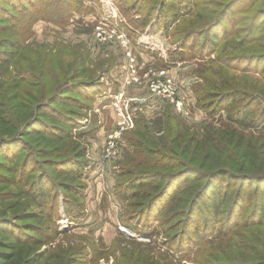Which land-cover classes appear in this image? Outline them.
I'll list each match as a JSON object with an SVG mask.
<instances>
[{
  "label": "trees",
  "instance_id": "obj_1",
  "mask_svg": "<svg viewBox=\"0 0 264 264\" xmlns=\"http://www.w3.org/2000/svg\"><path fill=\"white\" fill-rule=\"evenodd\" d=\"M126 1L117 0L118 7ZM241 1L207 0L201 9L195 0L125 5L136 9L142 24L165 32L173 26L180 34L182 50L165 67L185 61V50L188 58L206 59L198 65L208 71L192 91L208 121L192 127L166 112L156 131L145 119L135 120L113 192L123 202L122 223L146 230L147 238L161 233L164 250L154 239L152 245L130 239L113 264H184L172 252L190 250L201 254L198 264H264V245L257 249L247 240L251 230H264V27L258 23L264 8L248 7V24L245 14L236 22L229 12ZM82 4L0 0V264H83L107 257L102 236L98 243L79 237L90 242L78 249L55 240L61 232L50 220L60 195L67 216L84 213L77 180L86 149L77 137L85 133L74 130L96 84L71 83V62L50 84L45 63L27 56L40 47L27 42L37 21L64 25ZM4 202L10 203L2 208ZM95 224L88 223L89 234ZM249 251L253 259L235 260Z\"/></svg>",
  "mask_w": 264,
  "mask_h": 264
},
{
  "label": "rangeland",
  "instance_id": "obj_2",
  "mask_svg": "<svg viewBox=\"0 0 264 264\" xmlns=\"http://www.w3.org/2000/svg\"><path fill=\"white\" fill-rule=\"evenodd\" d=\"M135 1L127 0L121 8L127 9L124 11L118 7L117 0H83L82 6H79L80 13L71 16L64 25L37 21L33 25L31 37L27 40L31 45H40L38 50L28 51L27 56L38 58L45 63L50 84L59 70L62 69L63 73L70 67V62L71 83L94 81L96 84L93 86L95 94L86 100L88 108L83 111L82 117L76 120L77 126L74 130L85 133L77 137V141L86 149V166L77 180L83 187L79 201H83L84 213L77 217L67 216L60 195L57 213H53L50 219L57 231L61 232L55 240L63 239V244L73 242V245L77 244L78 249L90 242L79 237H93L98 243L96 238L102 236L104 245L100 249L107 257L94 261L83 260V264H113L114 259L120 256L119 247L125 246L130 239L145 245H152L149 241L154 239L157 248L164 250V238L161 233L156 237L147 238L143 235L146 230L135 231L122 223L123 202L119 201L113 192L118 163L129 149L126 138L133 133L135 120L145 119L156 131L162 129L166 112L192 127L198 128L208 121L192 91V87L201 82L200 74L208 71V68L198 65L201 63L199 61L204 63L206 59L188 58L189 52L185 50V61L165 67L171 55L182 50L180 34L175 32L173 26L165 32L162 28L152 26V22L142 24L136 9L125 6ZM195 1L196 9L206 8L207 0ZM248 7L250 10L263 9L264 0H243L233 6L229 17L232 16L231 18L238 22L245 14L243 22L248 24L246 17L253 15L252 12L244 11ZM258 23L264 27L263 15ZM227 26L230 24L227 23ZM82 70L84 72L79 73ZM64 80L62 78L60 81ZM171 96L182 99L187 114L175 106ZM117 108L128 110L133 125L124 130L117 140L116 156L107 160L102 153L107 135L116 130ZM29 139L31 142L35 140L34 137ZM9 203L4 202L1 207L4 208ZM18 209L20 207L10 210L7 215L12 216ZM93 221L96 222L95 230L89 234L87 225ZM120 226H124L133 236L120 231ZM63 232L67 235H63ZM263 235L264 230H251L247 236L249 245L261 248L264 245ZM116 242L117 247L112 251L111 248L116 246L113 245ZM44 248L46 245L41 246L37 252ZM172 253L184 264H198L201 259V254L194 250ZM253 253L255 252L249 251L247 258L235 255V260H251ZM78 255L84 257V253ZM90 256L91 251L85 258L90 259Z\"/></svg>",
  "mask_w": 264,
  "mask_h": 264
},
{
  "label": "built area",
  "instance_id": "obj_3",
  "mask_svg": "<svg viewBox=\"0 0 264 264\" xmlns=\"http://www.w3.org/2000/svg\"><path fill=\"white\" fill-rule=\"evenodd\" d=\"M171 101L175 104V106L181 110L184 114H187L186 109L183 105L182 99H175L174 97L171 96ZM116 130L113 132H110L105 140L104 148H103V153L102 156L105 159H110L116 156L117 154V140L119 139L120 135L122 132L126 129H129L132 127L133 122H132V117L128 110H124L122 108H117L116 109ZM120 231L127 232L130 236H133L132 233L128 232V230L124 226L119 227Z\"/></svg>",
  "mask_w": 264,
  "mask_h": 264
}]
</instances>
